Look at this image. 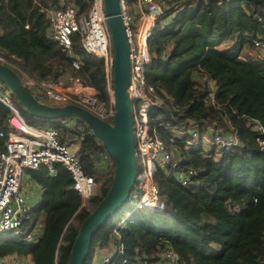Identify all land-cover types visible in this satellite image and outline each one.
<instances>
[{"label": "trees", "instance_id": "obj_1", "mask_svg": "<svg viewBox=\"0 0 264 264\" xmlns=\"http://www.w3.org/2000/svg\"><path fill=\"white\" fill-rule=\"evenodd\" d=\"M77 3L86 8L82 0ZM55 4L0 0V52L17 57L40 78L55 80L68 73L103 91L104 62L83 49L80 37L73 39L78 69L50 37L45 11ZM263 40L264 0H193L158 22L146 82L164 105L152 125L171 121L176 127L219 129L226 138L238 137V144L210 152L189 149L172 139L169 130L158 128L157 136L174 154L168 171L159 167L154 174L166 212L141 210L126 219L128 211L119 213L98 231L93 248L107 246L115 226L125 219L119 233L131 264L150 263L164 249L174 250L181 264H264V135L255 131V122L264 127V56L255 47ZM211 82L214 104L208 103ZM14 100L28 124L58 130L62 143H80L76 154L99 186L84 206L63 164L55 165V174L44 165L28 170L43 199L20 235H0V260L31 257L32 264H68L80 226L109 192L114 164L84 123L79 122L85 127L80 133L62 120L37 119ZM10 118L11 111L0 103V150ZM102 157L112 161L113 170L106 175L98 167ZM190 169L199 175L182 186L177 174ZM36 228L34 240H27Z\"/></svg>", "mask_w": 264, "mask_h": 264}, {"label": "built area", "instance_id": "obj_2", "mask_svg": "<svg viewBox=\"0 0 264 264\" xmlns=\"http://www.w3.org/2000/svg\"><path fill=\"white\" fill-rule=\"evenodd\" d=\"M82 2L86 8L79 5L77 0H56V4L45 11L50 24L49 34L73 60L74 68H80L73 51L74 37H80L82 47L88 54L104 62L106 88L103 91L86 85L81 78L68 73L55 80L40 78L27 71L20 59L4 52H0V63L15 71L42 103L77 104L101 120L113 124L116 114L114 49L107 23L105 0ZM192 2L193 0H120V16L129 43V95L133 110L138 169L139 161L142 163V170L139 171L130 198V201L134 199V206L128 210L125 219L141 210L158 213L167 210L161 190L154 181V174L159 167H163L167 172L174 154L157 136L158 128L169 130L172 139L182 141L189 149L207 150L212 146L227 149L238 144V137L226 138L219 129L200 131L197 127H176L171 121L152 125L153 118L162 109L164 102L146 82L147 70L152 62L150 41L158 22L167 13L183 10ZM255 47L258 49L257 54L264 56V40L256 41ZM207 87L208 103L214 104L215 87L212 82ZM14 99L10 88L0 81V103L11 111L7 142L4 149L0 150V235L16 237L20 235L32 210L41 204H31L22 190L28 170H36L44 165L55 174V165L63 164L71 174L73 188L83 200L84 206L97 190L99 183L84 172L76 154L80 143H62L58 130L39 129L28 124ZM79 122L76 119L62 120L63 125L84 133L85 127ZM255 131L264 135V127L259 122H255ZM3 135L1 133V136ZM111 166L112 161L107 157L98 161L100 173L103 175L111 171ZM198 175V171L190 169L186 174L178 173L177 180L182 186H189L192 179ZM123 220L115 226L114 238L107 246L97 245L92 248L87 259L88 264H131L119 233ZM37 229L27 235V240H34L39 232ZM0 264H3L2 259ZM14 264L27 263L16 257ZM147 264H181V261L174 250L164 249L158 252L154 261Z\"/></svg>", "mask_w": 264, "mask_h": 264}, {"label": "water", "instance_id": "obj_3", "mask_svg": "<svg viewBox=\"0 0 264 264\" xmlns=\"http://www.w3.org/2000/svg\"><path fill=\"white\" fill-rule=\"evenodd\" d=\"M107 23L114 49V91L116 114L113 124L77 104L50 105L39 101L11 68L0 63V81L12 91L26 113L50 121L76 119L84 123L113 161V181L109 192L87 216L72 245L68 264H85L98 231L129 203L139 174L134 119L129 95V43L120 16V0H105ZM264 151V147H263Z\"/></svg>", "mask_w": 264, "mask_h": 264}, {"label": "crops", "instance_id": "obj_4", "mask_svg": "<svg viewBox=\"0 0 264 264\" xmlns=\"http://www.w3.org/2000/svg\"><path fill=\"white\" fill-rule=\"evenodd\" d=\"M29 180V182H28ZM30 186H34L35 188H32ZM24 190L26 191V196L31 204L34 206L38 203L42 202V195H43V190L35 184L29 177H27V174L25 175L24 179ZM16 257H8L2 259L3 264H14ZM26 261L27 264H32V259L31 257L23 259Z\"/></svg>", "mask_w": 264, "mask_h": 264}, {"label": "rangeland", "instance_id": "obj_5", "mask_svg": "<svg viewBox=\"0 0 264 264\" xmlns=\"http://www.w3.org/2000/svg\"><path fill=\"white\" fill-rule=\"evenodd\" d=\"M76 148H77V146H76ZM214 149L216 150V151H218L219 150V147H215V146H212V147H208L207 148V152H210V151H214ZM215 151V152H216ZM218 152H216V154H217ZM220 156V153L217 155V157H219ZM140 170H142V163L139 161V171ZM28 182H29V180H28ZM30 187H32V188H35L34 186H30ZM22 190H23V192H24V194H26V191L24 190V183H23V188H22ZM134 199H131V201H129V203L122 209L123 211H121V213H124V212H127L130 208H132L133 206H134ZM127 207V208H126ZM124 222H125V220H123V222H122V225L124 224ZM115 223H116V220H115Z\"/></svg>", "mask_w": 264, "mask_h": 264}]
</instances>
